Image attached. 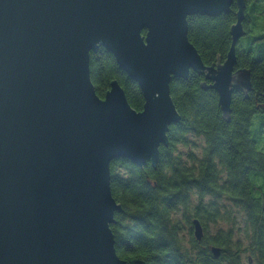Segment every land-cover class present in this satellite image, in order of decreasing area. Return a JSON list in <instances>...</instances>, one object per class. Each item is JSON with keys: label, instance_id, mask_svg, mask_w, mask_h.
Returning <instances> with one entry per match:
<instances>
[{"label": "water", "instance_id": "obj_1", "mask_svg": "<svg viewBox=\"0 0 264 264\" xmlns=\"http://www.w3.org/2000/svg\"><path fill=\"white\" fill-rule=\"evenodd\" d=\"M234 1L230 50L207 65L188 16L227 13ZM245 9V0H0V264H131L111 228L122 210L111 162L157 166L181 119L171 81L190 70L205 74L201 86L230 120L234 91L252 84L250 70L235 69ZM100 46L139 84L142 110L117 79L97 94L90 55Z\"/></svg>", "mask_w": 264, "mask_h": 264}, {"label": "trees", "instance_id": "obj_2", "mask_svg": "<svg viewBox=\"0 0 264 264\" xmlns=\"http://www.w3.org/2000/svg\"><path fill=\"white\" fill-rule=\"evenodd\" d=\"M245 2L247 35L251 24L264 22V0ZM237 10L234 1L227 13L188 16L189 39L205 64L226 59ZM240 41L235 69L250 70L252 84L248 93L234 91L230 120L223 117L217 91L201 86L205 74L190 70L188 77L171 81L181 119L170 126L157 166L126 158L111 162L112 193L122 205L111 228L118 255L131 264H244L243 253L249 263L264 264V32L245 45ZM90 75L99 96L117 79L131 106L142 110L139 84L103 46L91 52ZM234 208L251 231L243 247L234 238V224L211 233V224L234 222ZM195 219L203 227L201 240L194 234ZM213 247L221 249L217 258Z\"/></svg>", "mask_w": 264, "mask_h": 264}, {"label": "rangeland", "instance_id": "obj_3", "mask_svg": "<svg viewBox=\"0 0 264 264\" xmlns=\"http://www.w3.org/2000/svg\"><path fill=\"white\" fill-rule=\"evenodd\" d=\"M252 31L241 37V44L245 45L249 39V37H255L258 36L260 33L264 32V22L262 20H259V23L254 26L253 24H251ZM196 141H198L199 143H201L202 139L201 138H195ZM186 148L182 147V150L185 151ZM228 207H231L230 205H228ZM234 222H232L231 220H228L227 222H221L217 225L211 224V233L214 234L219 228H224L227 229L229 226H231L232 224L235 225V234H234V238L238 239L241 243V246H245L248 244L249 240H250V227L247 226L246 222H245V218L243 217V214L236 208H234L231 212H230ZM185 232L188 233V230L186 229ZM188 238V235H187ZM248 253H243L242 254V262L244 264H253L252 262H248Z\"/></svg>", "mask_w": 264, "mask_h": 264}]
</instances>
